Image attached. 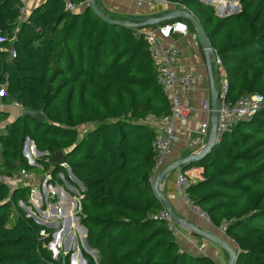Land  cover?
Wrapping results in <instances>:
<instances>
[{
	"label": "trees",
	"instance_id": "16d2710c",
	"mask_svg": "<svg viewBox=\"0 0 264 264\" xmlns=\"http://www.w3.org/2000/svg\"><path fill=\"white\" fill-rule=\"evenodd\" d=\"M72 1L83 4L81 10L47 0L20 20L19 1L0 0V31L7 39L20 22L12 44L0 42L1 100L45 115L44 122L21 115L0 133V170L49 172L50 181L75 187L99 264H216L208 256L181 252L166 226L149 218L163 207L149 180L157 131L144 121L168 114L170 106L141 27L110 24L87 0ZM170 1L183 2L201 22L226 69L230 99L264 94V0H240V13L213 18L204 12L214 10L197 0ZM12 46L17 57L10 61ZM85 124L90 127L82 132ZM26 138L48 153L37 165L22 154ZM60 150L67 167L51 170L45 158ZM193 167L202 168L201 179L191 183L188 196L214 224L230 221L236 264H264V109L233 124L212 151L183 169ZM30 189L21 185L10 192L0 183V264H69L66 255L54 262L41 256L42 242L24 224L20 209L15 225L6 229L15 212L11 203L28 199ZM81 253L95 264L84 248Z\"/></svg>",
	"mask_w": 264,
	"mask_h": 264
},
{
	"label": "built area",
	"instance_id": "2783aa9c",
	"mask_svg": "<svg viewBox=\"0 0 264 264\" xmlns=\"http://www.w3.org/2000/svg\"><path fill=\"white\" fill-rule=\"evenodd\" d=\"M19 19H25L30 12L29 2L31 0H18ZM47 0H44V2ZM205 6L213 8L215 13L220 17H228L238 14L242 11L240 0H197ZM90 3V0L86 1ZM139 6H161L168 5L170 0H136ZM178 3V2H176ZM76 5L67 2L66 8L74 11ZM140 34L149 42V51L156 72V81L161 91L167 96L170 106V112L164 116L156 117L150 115L145 123L156 129V137L154 146L157 150L155 164L151 170L150 183L153 184L157 175L165 166L167 158L171 155L173 146L177 141V128L180 123H185L190 114L195 110L188 93L193 90L198 82V75L194 69H188L184 72H178V68L182 64L183 51L181 47L173 41L175 36L184 37L190 33L189 25L184 20H174L156 26H146L140 29ZM4 35L0 31V41L2 42ZM16 39L13 37L12 40ZM17 57V50L14 46L9 48L8 60ZM213 59L217 66V78L219 84V108L216 124V144L219 143L230 127L240 121L246 120L264 109V94L251 93L246 94L236 100L228 97L229 81L226 69L217 51L214 50ZM5 93V91L0 92ZM2 94V95H3ZM0 95V110L4 108ZM15 106L18 102L15 101ZM202 109L212 112L210 99H204ZM211 124L202 122L198 129L199 137L195 139L194 145H198L203 137L209 136ZM67 167V163L62 164ZM189 170V169H188ZM183 168L175 170V187L178 196L185 201L188 209L208 224L215 225L210 214L201 205L190 199L187 193L188 187L193 182V178L189 175V171ZM35 173L22 168L14 174H7L0 170V183L9 187L13 192L21 185L31 182L35 179ZM52 178L51 173L45 174V182ZM51 187V186H50ZM52 188V187H51ZM53 189V188H52ZM51 190V194L53 191ZM31 191H34L32 189ZM149 218L162 222L170 235L174 238L182 233V228L177 224L171 214L162 209L156 213L149 215ZM230 221H223L217 225L218 235L223 239H228L227 230ZM44 234V233H43ZM199 253L204 254L206 242L195 245Z\"/></svg>",
	"mask_w": 264,
	"mask_h": 264
},
{
	"label": "crops",
	"instance_id": "0c3cea01",
	"mask_svg": "<svg viewBox=\"0 0 264 264\" xmlns=\"http://www.w3.org/2000/svg\"><path fill=\"white\" fill-rule=\"evenodd\" d=\"M63 1L65 2V5L67 4V2L74 3L77 6L76 10H79V9L81 10V7H82L81 5H83V4H81V5L77 4L76 2H73L72 0H63ZM32 2H35L38 5L34 4L33 6H31L30 4ZM43 2H44V0H31L29 2L30 11L33 10L34 8L38 7L40 4L42 5ZM96 3H97L98 8L101 11H103L105 14H107L111 18L119 19V20H123V21H128L129 19H133L132 17H135V18L138 17L139 19H141V18H147L149 16H162L163 14H165L169 11L179 9L181 7L182 8H188L181 1L178 3H176V1H172L168 5H161V7L160 6L159 7L139 6L138 3L136 2V0H96ZM190 11L192 12V10H190ZM173 41L176 42L181 47V49L183 51V56H182L183 61H182L181 66L178 68V72L180 73V72H184L188 69H194L198 75V82H197L196 87L188 93V97L191 100L195 110L190 114L189 118L187 119V121L185 123H180L178 125L177 141L174 144L172 153L167 158V160L165 162V166H163V168L166 167L167 165H169L170 163L178 160V159L188 157L189 155L197 153L203 147H205V145L208 142L209 136L203 137L201 142L198 143V145H194V142H195V139H197L199 137L198 129L200 127V124L202 122H206V121L211 124V115H209V117H208L205 113H203L204 114V118H203V115L201 113V112H204V110L201 107L203 100L204 99H210V76H209L208 68L206 65L205 55H204V52H203V50L199 44L197 37H196L195 30H194V32L190 30V33L184 37L175 36ZM212 66H213V69H215L214 70V76H217V66H216L213 58H212ZM2 91H4V90H2ZM2 91H0V92H2ZM3 104H4V108L2 110H0V117H4V118L0 122V133L1 132L4 133L6 131V126L8 124L14 122L19 116H21L22 111L24 109L21 104H18L15 106L14 105L15 101H9V102H5ZM209 114H211V113L209 112ZM196 121L200 122V124L198 125V128H197V126H194V123ZM210 128H211V126H210ZM209 134H210V131H209ZM30 141H32V140H30ZM32 143L35 145L34 142H32ZM35 149H37V148L35 147ZM27 152L29 153L28 148H27ZM28 160H29V158H28ZM68 170L67 171H68L70 177L73 179L74 176L72 175L71 170L69 168H68ZM188 171H189V175L193 178V181H197L198 179H201V175H200L202 172L201 167H193V168L189 169ZM33 173H35V175H36L35 179L32 180L31 182H27L25 184V186L28 185L31 188L30 192H32V194L37 193L36 183L40 181V184H39L40 186H38V189H41V181H43L44 189L43 188L42 189H43L44 193L47 192V190L49 193V191H51L50 189L52 187L54 190H56L58 197H60L61 194H63V196L65 198L68 197L67 199H69V200H72V201H73V199L75 200L74 204H72L70 201L67 202L66 204L61 203L59 208L55 204H51V206H49V207H51V209L45 213V217L50 219V220H48V224L54 226L58 223V221L56 220V218H59L58 214H60V211L63 212V215H64L63 227L66 229V231L70 230L71 222L73 223V221H76L77 219L79 220V217L76 219L75 217L73 218L70 214L75 215L78 213L79 216L81 217L82 210H81V205H80V198H78V202H76L77 201L76 196L72 195L71 193L69 194V192H68V191H70V189H68V191L64 190V189H63V191H60L59 187H58V189L54 188V186L52 184L50 185L51 187L49 186L50 189H48L47 183H49L50 180L45 182L44 177L39 178V176L37 175L38 174L37 172H33ZM46 173H49V172H45L42 174L45 175ZM150 177H151V175H150ZM149 180H150V178H149ZM155 180H156V178H155ZM155 180H154V182H155ZM79 184H80V182L78 183V185ZM153 185H154V183L152 184V186ZM80 188L83 189V187H80ZM32 189H34V191H31ZM159 189L163 194H165L169 198V200L172 203V207H173L174 211L179 216L188 219L191 223L197 225L198 227H200L202 229H206V230L210 231L211 233L218 235V229L216 227L217 226L216 224L215 225L208 224L206 221H204L203 219H201L197 215L190 212L185 201H183V199H181L178 196L177 191H176V187H175V171L173 173L169 174L167 177H165V179L161 182ZM40 195H41V193H40ZM51 200L54 202L55 197L53 196V198ZM48 203H49V201H48ZM77 203L79 205L78 207L76 206ZM160 203L162 204L161 201H160ZM162 207H163V205H162ZM162 209H165V208L163 207ZM53 219L55 221H53ZM79 223H80V221H79ZM76 225H78L77 222H76ZM70 234L72 237L74 236L73 232L69 231L67 237H69ZM55 235H57V232ZM225 240L234 249H238L235 241H233L232 239H229V238L225 239ZM175 241L177 242V245H178L181 252H187V253L192 254V255L194 254V255L208 256L211 259H213L216 264H227L228 263V254L224 249H222L221 247H219L215 243H212L211 241H209V240H207V239H205V238H203V237H201V236H199L193 232H189V231L182 229V233L175 237ZM203 242H206V247L204 250V254H201L198 252L195 245L201 244Z\"/></svg>",
	"mask_w": 264,
	"mask_h": 264
},
{
	"label": "water",
	"instance_id": "95a60500",
	"mask_svg": "<svg viewBox=\"0 0 264 264\" xmlns=\"http://www.w3.org/2000/svg\"><path fill=\"white\" fill-rule=\"evenodd\" d=\"M90 5L103 20L106 22L113 24V25H119V26H131V27H146V26H154L158 25L165 21L170 20H185L192 24L196 37L199 41V44L204 52L205 59H206V65L208 68L209 76H210V102H211V128H210V134L209 139L205 147H203L200 151L197 153H194L192 155H189L188 157H184L181 159H178L166 167H164L161 172L156 177V180L153 185V190L156 195V197L162 202L163 207L171 214V216L174 218V220L177 222V224L186 231L193 232L212 243H215L222 249H224L228 254V263L227 264H236L239 257V250L234 249L225 239L220 237L217 234L211 233L210 231L206 229H202L198 227L197 225L191 223L188 219L183 218L179 216L173 209L172 203L169 200V198L163 194L159 186L161 182L167 177L169 174L173 173L178 168H183L184 165L197 161L205 157L210 151L213 150L215 144H216V124H217V117H218V108H219V84L217 80V76H214V70L212 66V58L214 55V48L211 44V41L209 40L205 29L203 28L201 22L199 19L193 14L188 8H179L172 11H169L162 16H149L147 18H141V19H133L131 21H123L119 19H114L105 14L103 11H101L96 3V0H90ZM203 4L202 2H200ZM204 5V4H203ZM22 115L25 116H31L37 118L39 121L44 122L45 121V115L43 113H35L30 110L23 109ZM30 139L26 138L24 141V149H23V155L28 157L29 153L27 152V145L29 143ZM37 156L41 155H47V152H41L38 149H35ZM29 158L30 165H37L36 162L33 160L32 157ZM66 154L64 151L60 150L56 154H54L50 158H45V160L50 164L52 170L56 169L58 166L65 163ZM59 189H61L59 187ZM79 206L78 203L76 205ZM85 250L88 253H95L96 250H91L88 247V242L86 240L85 242ZM52 249V245L50 246ZM79 258L80 264H88L87 260L82 256V253H70V259L69 264H73L74 260H77Z\"/></svg>",
	"mask_w": 264,
	"mask_h": 264
},
{
	"label": "rangeland",
	"instance_id": "374dc122",
	"mask_svg": "<svg viewBox=\"0 0 264 264\" xmlns=\"http://www.w3.org/2000/svg\"><path fill=\"white\" fill-rule=\"evenodd\" d=\"M45 3H46V1L43 2L42 4H45ZM34 4H37V3L32 2L30 5L33 6ZM151 7H153V6H151ZM154 7H159V6H154ZM207 7L209 8V6H207ZM204 14L206 17H209V18H213V17L218 16L216 13H214L210 10H208L207 12H204ZM132 18L133 19H139L138 17L137 18L132 17ZM133 19H129L128 21H131ZM19 23L20 22L14 24L15 27L13 28V31H14L13 37H17V34L20 30V24ZM11 38H12V36L9 37L8 39L6 38V36H4V37H2L1 40H2V42H7L8 45H11L12 44ZM201 113L203 115V118H204L203 113H205L208 117H209V115H211L207 111H204ZM199 124H200V122L196 121L194 123V126H197V128H198ZM89 125L85 124L83 127L80 126V130L82 132L85 131L88 127H90ZM32 142L33 141H30L28 143V146H27V148L29 150L28 157H32L34 159V161L38 164L37 158L39 156H37L36 151H35L36 145H34ZM24 147H25V145L23 142L22 154H23ZM24 157L27 159V161L29 163L28 158L26 156H24ZM67 170H68V168H67ZM37 175L39 176V178H42V177L45 178V175L42 173L41 174L38 173ZM58 177L63 179V173H59ZM73 179L76 181V179L74 177H73ZM39 184H40V181L36 183L37 193L32 194V192H30L28 199L19 200L16 203H13V202L11 203L15 212L10 216L9 223H7L5 227H6V229H10L13 225H15V223L17 221V217H19L18 211L21 210L24 217L26 218V222L24 224L34 228L35 229V234H34L35 237L37 239L41 240V242H42V246L40 247L41 256H43L46 259H49V260L54 262V261H57V260L63 258L66 255L68 257L67 261L69 262L70 253H78L79 254L81 252V248L86 249L85 248L86 247L85 242L88 238L89 229L86 225L83 224V222L81 221L82 219L78 213L75 215L70 214L73 218L75 217L77 219L79 217V220L77 219L76 221H73V223L71 222V228L68 231H66V229L63 227L64 215H63V212H61V211H60V214H58L59 218H56L58 223L54 226L48 224V220H50V219L45 217V213L51 209V207H49V206H51V204H55L59 208L61 203L66 204L67 202L70 201L72 204H74L75 200L74 199H73V201L69 200V199H67L68 197L65 198L63 196V194H61V196L58 197L56 190H54L52 188L51 189L53 191V194H51V191H49V193H48V190H47V192L44 193L43 181H41V189H38V186H40ZM51 184L54 186V188L58 189V187H60L61 188V189H59L60 191H63V189L68 191V189H70V191H68L69 194L71 193L72 195L76 196V200H77L76 202H78L79 195H78V191L75 187H73L69 183H64L63 186H59L58 184L55 183V180H53V181H49V183H47L48 189H50L49 186ZM79 185H80V187H83L81 183ZM40 193H41V195H40ZM53 196L55 197L54 202L51 200L53 198ZM48 201H49V203H48ZM53 221H55V220L53 219ZM79 221H80V223H79ZM223 221H225V220H223ZM76 222L78 225H76ZM40 226H44L46 229H40L39 228ZM69 231L73 232V234H74L73 237L71 236V234L69 237H67ZM56 232H57V235H55ZM4 234H8V233L5 232ZM8 237H9V235H8ZM51 245H52V249L50 248ZM88 247L91 250H96V252L94 254L93 253H90V254H91L92 258L94 259L95 264H99V252H98V250L91 247L89 244H88ZM73 264H80L79 258H77V260H74Z\"/></svg>",
	"mask_w": 264,
	"mask_h": 264
},
{
	"label": "bare ground",
	"instance_id": "6f19581e",
	"mask_svg": "<svg viewBox=\"0 0 264 264\" xmlns=\"http://www.w3.org/2000/svg\"><path fill=\"white\" fill-rule=\"evenodd\" d=\"M215 2H217V0H214Z\"/></svg>",
	"mask_w": 264,
	"mask_h": 264
},
{
	"label": "snow or ice",
	"instance_id": "6c2138e0",
	"mask_svg": "<svg viewBox=\"0 0 264 264\" xmlns=\"http://www.w3.org/2000/svg\"><path fill=\"white\" fill-rule=\"evenodd\" d=\"M3 93H0V95H2Z\"/></svg>",
	"mask_w": 264,
	"mask_h": 264
}]
</instances>
